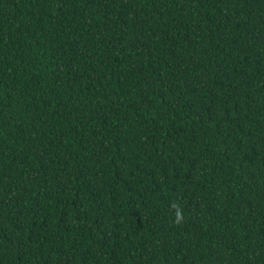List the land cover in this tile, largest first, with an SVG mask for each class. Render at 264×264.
<instances>
[{"label": "trees", "instance_id": "trees-1", "mask_svg": "<svg viewBox=\"0 0 264 264\" xmlns=\"http://www.w3.org/2000/svg\"><path fill=\"white\" fill-rule=\"evenodd\" d=\"M0 264H264V0H0Z\"/></svg>", "mask_w": 264, "mask_h": 264}, {"label": "clouds", "instance_id": "clouds-1", "mask_svg": "<svg viewBox=\"0 0 264 264\" xmlns=\"http://www.w3.org/2000/svg\"><path fill=\"white\" fill-rule=\"evenodd\" d=\"M173 207H175V205L173 206ZM175 222L176 223H180L181 221H182V219H183V216H182V214H181V212L179 211V210H177L176 212H175Z\"/></svg>", "mask_w": 264, "mask_h": 264}]
</instances>
